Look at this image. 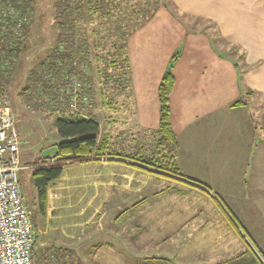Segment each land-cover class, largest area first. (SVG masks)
Segmentation results:
<instances>
[{
  "label": "crops",
  "instance_id": "0c3cea01",
  "mask_svg": "<svg viewBox=\"0 0 264 264\" xmlns=\"http://www.w3.org/2000/svg\"><path fill=\"white\" fill-rule=\"evenodd\" d=\"M82 1L84 18L101 12L97 0ZM163 2L152 19L131 31L125 46L128 74L114 79L112 96L102 91L101 97L116 99L115 106L110 109L102 102L99 111L95 104L87 115L105 117L99 123L100 138L109 151L154 154L158 87L172 56L179 53L170 107L179 142L176 163L195 187L185 185L204 196L218 195L240 225L257 224L251 220L264 219V0ZM142 170L132 160L109 156L68 165L48 185L45 212L33 182L25 191L19 177L24 199L28 194L35 209L33 255L60 256L66 259L62 264H70L72 256L83 264L86 255L79 252L92 249L95 239L87 232L96 224L95 216L115 195L140 192ZM213 203H207L209 214Z\"/></svg>",
  "mask_w": 264,
  "mask_h": 264
},
{
  "label": "rangeland",
  "instance_id": "374dc122",
  "mask_svg": "<svg viewBox=\"0 0 264 264\" xmlns=\"http://www.w3.org/2000/svg\"><path fill=\"white\" fill-rule=\"evenodd\" d=\"M133 1L136 3L137 0ZM124 2L119 0L118 8L121 10H112L110 20L99 8L101 12L95 18L79 21L85 43L81 47L83 49L77 50V65L83 77L81 81L90 90L93 107L96 104L99 111L102 110V102L110 109L116 103L115 98L101 96L104 95L102 91L112 96L117 86L114 79L122 72L120 68L113 69L111 62L115 48L120 50L124 43L120 37L124 30L121 27L129 24L125 20L129 11H125L128 8ZM53 13V0H36L28 48L19 53L7 87L19 132L22 167L19 177L25 191L30 184L33 186L34 163L53 157L56 146L62 141L55 120L75 111L72 106L70 111L69 107L64 110L66 108L57 102L49 103L50 97L42 93V88L35 84L36 80L30 79L32 71L40 68L41 62L52 54L53 49L62 46V42H58ZM143 16L137 20H142ZM81 32L77 38L81 37ZM117 57H122V54ZM30 84L33 90L27 92L25 89ZM89 111L85 109L80 113L86 115ZM95 115L102 124L105 117L101 113ZM142 168L141 191L115 195V199L100 210L101 214L95 216L96 224L92 231L87 232V236L92 233L95 239L92 249L86 253L79 252V256L86 255L82 259L83 264H143L147 258H162L166 264H264V219L256 216L251 221L257 224L240 225L218 195L208 191L204 196L188 186H194L188 179L167 174L156 176L149 169ZM89 195L87 193L86 199ZM25 202L32 218L35 209L28 194ZM211 202L214 206L209 214L206 207ZM202 212L210 217L201 219ZM91 253L96 255H87Z\"/></svg>",
  "mask_w": 264,
  "mask_h": 264
},
{
  "label": "trees",
  "instance_id": "16d2710c",
  "mask_svg": "<svg viewBox=\"0 0 264 264\" xmlns=\"http://www.w3.org/2000/svg\"><path fill=\"white\" fill-rule=\"evenodd\" d=\"M124 3L128 8L125 9V11H129L128 18H125L129 24L127 27H121L125 29L120 34L124 44L120 45V50L119 48H115V54L111 53L112 56H114V60L111 63L113 69L116 70L120 68L122 71L121 74L127 75L128 58L125 53V46L131 35V31L152 19L156 10L161 5V0H137L136 3L133 0H125ZM35 4L36 0H24V6L22 8H31L34 14ZM88 4L91 6L92 2L90 1ZM119 6L120 3L118 0H97V7L102 9L104 12L103 15L106 16L107 19L109 18V20L112 19L113 16L111 13L112 10L118 9ZM53 11L54 23L58 31V42H62V46L59 45L53 49L52 54L41 62L40 68L32 71L30 79L33 78L36 80L35 84L42 88V93L50 97L49 103L55 104V102L59 101V90L68 87L69 77L71 75H76L80 77V80H83V77L80 76L81 70H79L77 65L78 57L76 53L85 43L82 40L81 26L79 23L81 19H84V3L82 0H53ZM142 14H144L142 20H137ZM33 20L34 17L32 16L25 26L26 38L24 42L20 44L19 52L28 48L29 30ZM130 21H134L135 23L130 24ZM78 32H81V37L79 38L76 37ZM118 54H122V57L118 58ZM17 57H19V55H17ZM179 57V53L172 56L170 65L164 73L158 87L160 121L157 131L158 149L156 148L154 154L135 155L117 152L115 150L109 151L107 141L100 138L101 129L99 122L89 115L85 116L78 113H70L68 116L61 115L55 120L54 124L59 136L62 138V141L56 146L55 152L58 163L49 164V158H44L42 161L35 162L33 165L32 182L38 193L41 212H45L47 207V189L49 183L60 178L66 166L86 164L107 156L132 160L157 175L163 176L167 174L169 176L187 179L176 163L175 157L179 150V142L171 128L170 96L175 84L172 69ZM10 77L11 75L7 78L0 76V89L8 87L10 84ZM32 88L30 84L25 90L31 92L33 90ZM63 94L68 96L66 93ZM62 108L66 107L63 106ZM67 109L68 108L64 110ZM49 249L51 251L54 250L53 248ZM47 260L49 263H47ZM51 260L52 262H56L55 264H62V260L66 259L60 256L48 259L45 257V254H39L38 256L33 255V264H53L50 263ZM69 261L70 264H80V262L75 263L74 257L72 256L69 257ZM143 264H166V260L162 258H147L143 261Z\"/></svg>",
  "mask_w": 264,
  "mask_h": 264
},
{
  "label": "built area",
  "instance_id": "2783aa9c",
  "mask_svg": "<svg viewBox=\"0 0 264 264\" xmlns=\"http://www.w3.org/2000/svg\"><path fill=\"white\" fill-rule=\"evenodd\" d=\"M23 6L24 0H0V76L4 78L12 74L26 38L25 26L33 16V10ZM78 78L69 77L68 87L59 90L57 105L70 111L72 106V113L85 115L81 110H90L93 101L88 85ZM48 162L56 164L58 158L54 155ZM21 169L16 116L5 87L0 89V264H33L35 229L20 186Z\"/></svg>",
  "mask_w": 264,
  "mask_h": 264
}]
</instances>
